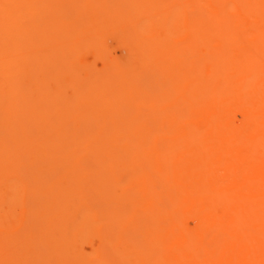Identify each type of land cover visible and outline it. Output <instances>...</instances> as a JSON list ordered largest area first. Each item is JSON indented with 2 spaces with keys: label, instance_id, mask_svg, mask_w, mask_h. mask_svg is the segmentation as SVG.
Wrapping results in <instances>:
<instances>
[{
  "label": "bare ground",
  "instance_id": "obj_1",
  "mask_svg": "<svg viewBox=\"0 0 264 264\" xmlns=\"http://www.w3.org/2000/svg\"><path fill=\"white\" fill-rule=\"evenodd\" d=\"M44 1L43 8L38 0H27L28 3L26 0H0L1 42L3 40L4 45L8 43L11 40L10 32L16 30L13 33L16 37L13 50L6 51L5 45L7 53L0 51V88L8 92L14 86L9 98L18 95L17 99H21V96L24 98L23 91L28 92L27 88H20L23 83L20 84L21 77L16 70L12 75L11 69L17 67L15 62L19 57L21 61L31 59L35 47V64L40 65L38 52L45 51V54L41 52L43 63H46L45 59L48 62L54 60L56 65L64 61L59 66H65L67 73L62 68L64 74L61 77L66 74L72 77L73 73L78 77H72L73 85L71 81L69 86L61 85L66 94L69 88L73 94L76 91L73 98L64 99L65 96H59L57 92L53 96L58 97V101L45 102L46 106L51 102L48 105L50 108L45 109L43 116L39 117L43 119L38 124L42 125L41 122L45 121L47 126L45 124L42 130L48 131V127L51 136V126L55 127L56 137V131L59 133L67 129V139H63L68 145H64L63 140L59 146L53 143L57 146L53 149V157L50 151L43 157L38 156L45 159L41 158L44 163L56 164L58 161L56 165L65 162L66 166L69 163L67 171H70L71 177L67 176L70 177L69 182H50L38 177L39 182L31 180L30 185L35 188L33 191L38 201L35 199L34 210L31 209L33 215L28 219V222L34 221L32 227L26 223L30 232L27 244L31 259L28 264H264V0H124V7L119 5L122 4L120 0H117L118 7L108 0H102L106 7L98 0H93L94 3L84 0L86 8L89 4L85 12L89 18H85L84 13V19L92 23L94 18L93 23L104 29L103 38L98 37L100 42L98 38V41L92 40L78 33L82 31L79 21V27L77 23H71L69 17L72 14H68V9L72 3L76 5V0ZM31 6H34L32 10ZM38 8L44 10L45 17H39ZM51 8L57 10L54 12ZM28 10L35 16H28ZM88 10L96 12L91 14L92 11ZM135 10L139 11L141 20L133 15ZM141 11L148 15L146 19L141 16ZM65 14L68 18L64 17ZM152 15L160 16L153 18ZM71 17L74 18V14ZM60 19L67 22V29L57 23ZM246 21L250 27L245 26ZM36 22L38 25H34ZM47 22L53 23L55 33H59L55 39L51 37L52 30ZM24 26V30L29 29L28 33L27 30L24 33ZM149 26L150 31L147 32ZM141 27L146 28L145 33H150L151 37L146 39ZM7 28L11 29L10 32ZM140 35L150 41L152 48L162 45V54L157 57L160 54L158 49L154 52L156 55L153 50L144 49V52L145 45L140 42L137 46ZM47 36L51 40L50 45ZM43 41L47 42L44 43L46 49L41 44ZM83 41L87 48L79 44ZM89 41H92V45ZM72 42L76 44V53L69 50L72 49L69 47ZM4 45H0V50ZM79 45L84 47V51ZM111 47L114 48L113 53ZM118 48H123L120 53L126 50L130 52L117 54ZM69 51L78 60L77 63L82 61L79 59L86 51L87 58L94 56L92 62L96 68L98 62L106 63V70H101V74L87 70L89 62L86 59V63L83 61L86 65L84 68L89 72L90 79L80 84L82 81L79 78H83L78 74H82L84 65H80V69L78 64V72L72 71L71 66L75 65L72 61L69 63ZM2 52L10 54V57L7 55L10 60L4 58ZM12 52L18 54L14 56ZM62 52L66 54L65 57ZM52 53L60 56L56 57L57 61L55 55L51 57ZM35 64L33 66L38 73L49 66L46 64L44 68L41 64L38 69ZM151 64L154 69H151ZM94 65L92 63L89 67ZM30 74L35 78V73ZM150 74H154V77ZM151 79L155 80L153 86H141L145 84L144 81L152 82ZM49 80L46 83L40 81L38 90L43 93L44 84L46 91ZM61 86L58 87L62 89ZM48 91L52 93L51 89ZM2 96L0 103L1 98L2 102L5 101L4 94ZM14 98L10 100L14 101ZM27 98L29 96L24 100ZM49 114L53 118L49 119ZM36 116L34 114L33 117ZM26 118L33 121L31 115ZM67 118L65 126L62 123ZM50 121L56 122L52 125ZM198 123L202 125L201 129H197ZM47 137L50 138L48 134ZM51 141L49 139V144ZM38 143L36 146L44 149L42 145L48 142L42 145ZM30 150L32 152L33 149ZM24 154L28 155L29 150L28 154ZM64 154H68L69 161L64 160L65 156L62 157L64 161L56 158L53 161L54 157ZM47 155L52 158L47 159ZM40 162L39 158L34 162L37 163L36 168H39ZM48 169L39 171L44 173ZM50 173L51 176L55 175L53 171ZM60 173L57 175L60 176ZM42 179L44 182H40ZM77 214L83 218L81 223L76 221ZM81 240V244L87 246L88 241H92L90 244L94 245L95 251L90 253L85 250L84 244L80 252L76 251L75 242L80 243Z\"/></svg>",
  "mask_w": 264,
  "mask_h": 264
},
{
  "label": "rangeland",
  "instance_id": "obj_2",
  "mask_svg": "<svg viewBox=\"0 0 264 264\" xmlns=\"http://www.w3.org/2000/svg\"><path fill=\"white\" fill-rule=\"evenodd\" d=\"M36 1V0H35ZM39 1V4H40V6L41 7H45V1L44 0H38ZM54 1V0H53ZM52 1V2H53ZM59 1V0H58ZM57 1V2H58ZM70 1H72L73 2V0H70ZM93 1V0H92ZM99 1V3L102 5L103 4V2L105 1H102V0H98ZM111 1V3L114 5V7H118L119 5L121 6V7H124V0H120L121 2H122V4H120L119 3V5L117 4V0H108V2H110ZM128 1V0H127ZM130 1V0H129ZM142 1V0H141ZM144 1V0H143ZM142 1V2H143ZM149 1V0H148ZM26 2H27V0H26ZM34 2V1H33ZM76 2V5H72L71 4V2H70V4L72 5H70L71 6V8H70V6H69V9H68V14L70 15V13L72 14V15H70V17L69 18H71L72 20L73 19H75V17L77 16V19H78V17H79V19L77 20V19H75L76 21H74L73 20V22H72V20H71V23H73V24H75V23H77L78 21H79V24H80V29L82 30L81 32H78V33H80V34H82V35H85V36H88V38L89 37H91L92 38V40H97V38L99 37V38H103V34H105V32H103L104 31V29H101V27L99 28V26H97V25H95V23H93V20H94V18H93V20H92V23H91V21H89L88 19H84V13L86 12V10L88 9V5H87V8H86V5H84V4H86L85 3V1L84 0H76V1H74V3ZM87 3L88 2H90V1H86ZM107 2V1H106ZM107 2V3H108ZM150 2V1H149ZM28 3V2H27ZM37 3V2H36ZM56 3V2H55ZM93 3H94V1H93ZM97 3V2H96ZM99 3H97V4H99ZM105 3V2H104ZM129 3V2H128ZM127 3V4H128ZM145 3V2H144ZM146 3H148V2H146ZM33 4V3H32ZM31 4V5H32ZM39 4H38V6H39ZM90 4H92V3H90ZM106 4V3H105ZM104 5V4H103ZM110 5V4H109ZM75 6V7H74ZM91 6V5H90ZM94 6H96V4H94ZM107 6V5H106ZM105 5H104V7H106ZM111 6V5H110ZM29 7V6H28ZM32 8L30 9V10H32L33 9V7L34 6H31ZM73 7H74V9H73ZM92 7V6H91ZM35 8H36V6H35ZM76 8V9H75ZM93 8V7H92ZM127 8V7H126ZM125 8V9H126ZM39 9V8H38ZM56 9V8H55ZM94 9V8H93ZM96 9V8H95ZM30 10H28L27 12L29 13V11ZM35 11H36V9H34ZM51 10H54L53 8H51ZM57 10V9H56ZM56 10H54V12L56 11ZM73 10V11H72ZM75 10V11H74ZM102 12L101 13H103V9H102V6H101V9H100ZM38 11V10H37ZM36 11V12H37ZM44 11V10H43ZM43 11L41 10V8L39 9V17H45V16H43ZM89 11V10H88ZM92 10H90L89 12H91ZM98 11V10H97ZM125 11V10H124ZM46 12V11H45ZM52 12V11H51ZM50 12V13H51ZM88 12V13H89ZM96 11H92L91 12V14H93V13H95ZM130 12V11H129ZM137 11L135 10V13H136ZM139 12V11H138ZM138 12H137V14H135L134 12V16H135V18L137 17V20L138 19H140L141 20V17H139V15H138ZM146 13H147V11H145ZM67 13V12H66ZM87 13V12H86ZM85 13V14H86ZM100 13V14H101ZM124 13V12H123ZM131 13V12H130ZM130 13H128L129 15H131L132 16V14H130ZM141 16L143 15V17H144V19H146L147 18V14H146V16H145V13L143 12V11H141ZM151 13V12H150ZM149 13V14H150ZM24 14H25V16H27V14H26V12L24 11ZM32 14L34 15V13L32 12ZM32 14H28V16H31L32 17ZM45 14V13H44ZM73 14H74V18L73 17H71V16H73ZM90 14V13H89ZM154 14V13H153ZM54 15V14H53ZM137 15V16H136ZM35 16V15H34ZM33 16V17H34ZM60 16H63V15H60ZM98 16V15H97ZM153 16V15H152ZM151 16V17H152ZM160 15H154L153 16V18H158ZM46 17H47V15H46ZM64 17H67V14H65V16ZM86 17H88L89 18V16L86 14L85 15V18ZM143 17H142V19H143ZM146 17V18H145ZM149 17H150V15H149ZM68 18V17H67ZM102 18V17H101ZM104 18V17H103ZM132 18V17H131ZM49 19H50V16H49ZM80 19H81V21H80ZM92 19V18H91ZM53 20V19H52ZM68 20V19H67ZM70 20V19H69ZM153 20V19H152ZM84 23H83V22ZM97 21V23H98V20H96ZM147 21V20H146ZM54 24L56 23V21H52ZM80 22H82L83 23V27L81 26L82 25V23H80ZM158 22H160L159 20H158ZM53 23H51V22H47V24L50 26V28H51V30H52V32H51V30L49 31V32H51V37L53 38V39H55V35H57V34H59V33H55V29H54V26L52 25ZM57 23H59V25L61 26V27H64V28H66L65 27V25H66V21H61V19H60V21H58ZM85 23H87L86 25H85ZM149 23V22H148ZM45 24V23H44ZM73 24L71 25V28L73 29ZM79 24L77 23L76 25L79 27ZM142 24H143V22H142ZM24 25V24H23ZM22 25V26H23ZM34 25H38V22H36V24H34ZM39 25H40V23H39ZM42 25H43V23H42ZM57 25V24H56ZM99 25V24H98ZM103 24H101V26H102ZM146 25V24H145ZM144 25V26H145ZM47 26V25H46ZM77 26H76V29L77 30H79L78 28H77ZM84 26H86V27H84ZM96 26H97V29H96ZM245 26L246 27H250V25H249V22L248 21H246L245 22ZM44 28H45V26H43ZM48 27V26H47ZM146 27H148V25H146ZM1 28V27H0ZM3 28V27H2ZM24 28H25V26L22 28L23 30H24ZM63 28V29H64ZM75 28V27H74ZM102 28H104V27H102ZM142 28L143 27H141V30H142ZM8 29V28H7ZM19 29H21V27L19 28ZM18 29V30H19ZM33 29H34V27L32 28V31H33ZM37 29V28H36ZM49 29V28H48ZM67 29V28H66ZM83 29L85 30L84 32H83ZM134 29V28H133ZM146 28H143V31L145 30ZM1 30V29H0ZM9 30V29H8ZM11 30V29H10ZM10 30H9V32H10ZM25 30H27V29H25ZM25 30H24V33H25ZM38 30H40V29H38ZM44 30H46V29H44ZM43 30V31H44ZM4 31V30H3ZM15 32H16V30H14ZM14 31L13 32H10V37H11V40L8 42V43H5V45L7 46V48H6V46L3 44L4 43V41L2 40V42H1V35H0V42H1V44L2 45H4L3 47H2V49L0 50V51H2L3 50V52H6V51H9L10 50V52H11V50H13V46H12V44H15L16 43V40H15V38L16 37H14L13 36V33H14ZM21 31V30H20ZM28 31H29V29L27 30V33H28ZM41 31V30H40ZM43 31H42V34H43ZM64 31V30H63ZM80 31V30H79ZM133 31V30H132ZM142 31V32H143ZM146 31L148 32V31H150V26H149V28H147L146 29ZM46 32H48L47 30H46ZM62 32V31H61ZM134 32V31H133ZM21 33V32H20ZM23 33V32H22ZM30 33V32H29ZM63 33V32H62ZM65 33V32H64ZM66 33H67V35H69L68 34V32L66 31ZM136 33V32H135ZM143 33H145V31L143 32ZM143 33H142V35H143ZM5 34V33H4ZM8 34V33H7ZM18 34V33H17ZM42 34H38V35H42ZM49 34V33H48ZM47 34V35H48ZM61 34V33H60ZM129 34V33H128ZM146 34V33H145ZM149 34L150 33H148V35L146 34L145 35V38L146 39H148L147 37H151V36H149ZM6 35V34H5ZM15 35V34H14ZM34 35H36V34H34ZM81 35V36H82ZM131 35V34H130ZM16 36H18V35H16ZM20 36V35H19ZM50 36V35H49ZM64 36V35H63ZM6 37V36H5ZM21 37V36H20ZM23 37V36H22ZM26 38H27V36H25ZM29 37H30V35H29ZM35 37V36H34ZM42 36H40V38H41ZM45 37V36H44ZM56 37H58V36H56ZM68 37V36H67ZM135 37V36H134ZM37 38V37H36ZM36 38H33L34 40L36 39ZM39 38V37H38ZM43 38V37H42ZM41 38V39H42ZM47 38H48V36H47ZM59 38V37H58ZM66 38V37H65ZM84 38V37H83ZM96 38V39H95ZM98 38V39H99ZM144 37L142 38V36L140 35V37H138V40H137V46H138V43L140 42L141 43V45H145L144 47H143V51H144V49L146 50L147 49V51H150V50H153V53L155 52V50L156 49H158L159 50V52H160V54L158 53V51H156L157 53H158V55H157V57H159L161 54H162V52H163V47L162 48H160L161 46H158V45H156V47H150V41H148V40H146ZM4 39V38H3ZM22 39V38H21ZM49 40L47 41V42H49V45H50V38H48ZM52 39V40H53ZM81 39V38H80ZM80 39H79V41H80ZM18 40H20L19 38H18ZM24 40V39H23ZM22 40V41H23ZM27 40V39H26ZM37 40V39H36ZM61 40V39H60ZM84 40V39H83ZM91 40V39H90ZM14 41V42H13ZM30 41V40H29ZM39 41V40H38ZM55 41V40H54ZM66 41V40H65ZM98 41V40H97ZM101 40L99 39V41L98 42H100ZM147 41V42H146ZM25 42V41H24ZM35 42V41H34ZM33 41H32V43H34ZM37 42V41H36ZM46 42V41H45ZM44 41L41 43V44H43V48H45L46 49V44H47V42H46V44H44L45 43ZM62 42V41H61ZM67 42H69L68 40H67ZM66 42V43H67ZM90 42V41H89ZM92 42V41H91ZM90 42V43H91ZM136 42V41H135ZM17 43H19V42H17ZM27 43V42H26ZM29 43V42H28ZM52 44L54 43V42H51ZM57 43V42H56ZM59 43V42H58ZM94 43V42H93ZM0 44V45H1ZM8 44V45H7ZM20 44V43H19ZM29 44H31V43H29ZM39 44V43H38ZM40 44V45H41ZM62 44V43H61ZM60 44V45H61ZM79 44L80 45H84V47H86L87 48V46L84 44V41L81 43V42H79ZM97 44V43H96ZM111 44H113V43H111ZM147 44H149V47H147ZM18 45V44H17ZM27 45V44H26ZM54 45V44H53ZM76 45V44H75ZM74 44H73V42H72V45H70L69 47L70 48H72V49H69V50H72L71 52L73 53V51L76 49V46H75ZM79 45V47H81ZM91 45H92V43H91ZM20 46V45H19ZM18 46V47H19ZM22 46V45H21ZM48 46V45H47ZM52 46V45H51ZM57 46H58V44H57ZM64 46V45H63ZM98 46V45H97ZM96 46V47H97ZM112 47H114V44L113 45H111ZM132 46H133V44H132ZM4 47L7 49L6 51H5V49H4ZM26 47V46H25ZM30 47V46H29ZM38 47V46H37ZM59 47H62V46H59ZM68 47V48H69ZM84 47H81L82 48V50L84 49ZM105 47V46H104ZM103 47V48H104ZM112 47L110 48L111 49V51L114 49H112ZM140 47V46H139ZM15 48V47H14ZM20 48V47H19ZM23 48V47H22ZM58 48V47H57ZM63 48V47H62ZM92 48H95V47H92ZM132 48V47H131ZM136 48V51H137V47H135ZM134 48V49H135ZM29 49V48H28ZM33 49V48H32ZM35 49H36V47H35ZM35 49H33L32 50V52L31 51H29V52H31L32 54H31V59H28V61L29 60H33L32 62L31 61H29L30 62V65H29V62L27 61V60H22L21 61V59H19L18 58V61L16 60V62H15V60L13 61V62H15V64H16V66L17 67H13L12 69H11V74L13 75L14 73H15V70H16V74H18V76L19 77H21V78H19V80L21 81L20 82V84H21V86H20V88H23V89H26L27 88V90H28V92H29V95L27 94L28 92L27 91H23V97L24 98H22V96H21V99H20V97H19V99H17V96H16V98H14L15 96H13V97H8L9 96V94H11L13 91L12 90H14L13 89V87L14 86H11V91H8L7 92V89H5V90H3L2 88H0V90H1V92H0V96L1 97H3L2 95L4 94V100L5 101H7L8 100V102H2L3 101V98H1V103H0V112L2 113V114H0V178L2 177V179H0V180H2V182L0 181V264H28V263H30V261H28V260H30L31 259V254H30V250L28 249L29 248V245L27 244L28 243V236H30L29 234H30V232L28 231V227L27 226H29V225H31V227H32V225H33V222H28V219H30V216L31 215H33V213H32V211L34 210V209H32V206H33V204L35 205V203H36V201H38V199L37 198H35V197H38V196H36V192L35 191H33L35 188H32V185H30V183L32 182V181H34V182H39L38 181V178H45L46 180L48 179L50 182H69V180H68V178H70L71 177V175H70V171H67V169L69 170V163H68V159H67V157H68V154H64V155H60V156H58V157H54L52 160L55 162L56 161V159H62V160H59L60 162L61 161H66V160H68L67 161V163H68V165L66 166L64 163H60L59 165H56V164H58L59 162L57 161V163L56 164H54V163H51V162H47V163H44V161H45V159H43L42 157L43 156H45L44 154H47L49 151V153H50V155H52L53 154V149H55L57 146L56 145H53V143H55V144H58V146H59V143H61L62 142V140H63V144L64 145H68V144H66V140H65V143H64V139L63 138H65V139H67V137H66V131L65 130H67V129H62V131H60L59 133L56 131V135L59 137V139H58V137H56L55 136V131H54V128H53V126H51L50 128L52 129V131H51V134H53L52 136L50 135V132H49V128L47 127V129L46 130H48V131H46V132H44V130H42V129H44V127H46L47 126V124L45 123V121L44 122H41L42 123V125L41 124H38V122H40V121H42V119L41 118H39L40 116H43V113L45 112L44 110L45 109H47L48 110V108H50L48 105L51 103H48V105L46 106V104H45V102H47V101H53V100H57L58 101V97L56 98V97H54L53 95H55V94H57V92L59 93L58 95L59 96H61V95H63V96H65L64 97V99L66 98V99H68V100H70V98L72 99L73 98V96H74V94H75V92H74V94H73V90H71L70 88L69 89H67V94H66V90L61 86L62 85V83H64V86L65 85H68L69 86V84H70V81H71V84H72V81L74 80L72 77H74V76H76V75H74V73H73V76L72 77H70L68 74H66L67 72L65 71V66H63L62 68H63V70L66 72L65 74L67 75H64L63 77H61L63 74H64V72H62L63 70H61L62 68H60V66L59 65H61L62 66V63L64 62H62L61 61V63H57L58 65H56L55 63H53V61L52 62H48V60H46L45 59V61H46V63L44 64L43 63V58H44V56H43V54L42 53H44L45 51H41V52H38V56H40L41 57V59L38 61V63L40 62V65L42 64L43 66H44V68H46V64L47 65H49V66H47V68L46 69H44L43 71H41V73L39 74L38 73V70L37 69H35V67L33 66V63L35 64L36 63V58H35V54H37L36 53V51H35ZM39 49V48H38ZM48 49H49V46H48ZM52 49V48H51ZM50 49V50H51ZM54 49H56V47H54ZM59 49V48H58ZM64 49V48H63ZM62 49V50H63ZM96 49V48H95ZM115 49H116V46H115ZM123 49V48H122ZM122 49H119L118 48V50H117V54H122L123 53V55L125 54V52L127 51H123V52H119V51H122ZM129 49V48H128ZM139 49H141V48H139ZM27 50V49H26ZM31 50V49H30ZM61 50V49H60ZM81 50V49H80ZM107 50V49H106ZM105 49H104V51H106ZM109 50V49H108ZM15 51H17V50H15ZM14 51V52H15ZM19 51V50H18ZM22 51V53H23V50H21ZM46 51H48V50H46ZM58 50H56V52H57ZM76 51L77 50H75V53H76ZM84 51V50H83ZM89 51V50H88ZM96 51V50H95ZM1 53V54H3V56H4V58H6V59H8L7 58V55H9L8 57H10V54H5V53ZM28 52V51H27ZM28 52V53H29ZM51 52V51H50ZM53 52V51H52ZM65 52V51H64ZM64 52H62V55H63V57H65V53ZM71 52L69 51V54L67 55V58L69 57V63L72 61V62H74V65H75V67L74 66H71V67H73L72 68V71H76L77 69H79V67H80V65H84V66H82L83 68L86 66L85 65V63H86V61L88 60V62H89V64H87V70H91V72H94V73H96V74H101V73H103L101 70H106V63L105 64H103V63H100V62H98V64H97V68H96V64L94 65V61L92 62V59H94V56H91L90 58H87V52L85 51V54H86V56H85V54L83 53V56L81 55V57H83V58H81L80 57V61L81 62H78L77 63V59L75 58V56L73 57L72 55H71ZM90 52V51H89ZM116 52V51H115ZM128 52H130V51H127V53ZM132 52H134V51H132ZM138 52V51H137ZM137 52H135V53H137ZM145 52V51H144ZM7 53V52H6ZM13 53V52H12ZM21 53V52H20ZM21 53V54H22ZM35 53V54H34ZM53 53H55V51L53 52ZM52 53V55H51V57L53 56V55H55V54H53ZM80 53V52H79ZM94 53V52H93ZM105 53V52H104ZM112 53H113V51H112ZM126 53V54H127ZM18 54V53H17ZM17 54H15V55H17ZM45 54V53H44ZM57 54H58V52H57ZM94 54H96V53H94ZM138 54V53H137ZM141 54V53H140ZM145 54V53H144ZM155 55H156V53H154ZM13 55H14V53H13ZM12 55V56H13ZM14 55V56H15ZM26 55V54H25ZM80 55V54H79ZM91 55V54H90ZM97 55H99V57H100V59H101V56H100V54L99 53H97ZM1 56V55H0ZM13 56V57H14ZM19 56V55H18ZM17 56V57H18ZM21 56V55H20ZM23 56V55H22ZM46 56V55H45ZM134 56V55H133ZM151 56V55H150ZM47 57V56H46ZM50 56H49V58L48 59H50L51 58ZM56 57H57V55H55V60H56ZM58 57H60V56H58ZM57 57V58H58ZM144 57V56H143ZM12 58V57H11ZM67 58H65V59H67ZM96 58V57H95ZM126 58V57H125ZM135 58V57H134ZM141 58H142V56H141ZM140 58V59H141ZM151 58V57H150ZM150 58H149V60H150ZM14 59H16V58H14ZM23 59V58H22ZM61 59V58H60ZM64 59V58H63ZM84 59V60H83ZM87 59V60H86ZM131 59V58H130ZM137 59V58H136ZM152 59V58H151ZM8 60H10V59H8ZM13 60V59H12ZM12 60L10 61V63L12 62ZM95 60V59H94ZM99 60V59H98ZM135 60V59H134ZM156 60V59H155ZM3 61V60H2ZM1 61V62H2ZM57 61V60H56ZM85 63H84V62ZM151 62H153L154 60L152 59V60H150ZM4 62V61H3ZM5 62H7V61H5ZM71 62V63H72ZM83 62V63H82ZM93 63V67L92 66H90L89 67V65L90 64H92ZM129 62H130V60H129ZM147 63H148V61H146ZM155 62V61H154ZM153 62V63H154ZM18 63V64H17ZM32 63V64H31ZM65 63V62H64ZM63 63V64H64ZM82 63V64H81ZM53 64V65H52ZM78 64H79V67L76 69V67L78 66ZM7 65H8V62H7ZM39 64L37 65V64H35V66H40ZM41 65V66H42ZM66 65V64H65ZM69 65V64H68ZM106 65V66H105ZM58 66V67H57ZM151 66V69L153 68V65L151 64L150 65ZM30 67H32V70H30ZM55 67V68H54ZM82 67H80V69H82ZM6 68H8V67H6ZM20 68V69H19ZM57 68V69H56ZM102 68V69H101ZM38 69H39V67H38ZM85 68L84 69H82L81 71H82V74L80 75V73L78 74L79 75V77L81 76V78H83V79H80L79 78V80H81L82 82H80V84H82L83 85V83H84V81L86 82L88 79H90L89 78V75H88V73L89 72H87V70H86ZM154 69V68H153ZM3 70V69H2ZM4 70H5V68H4ZM3 70V71H4ZM42 70V69H41ZM58 70H60V71H58ZM70 70V69H69ZM68 70V71H69ZM86 70V71H85ZM22 71V72H21ZM32 71V72H31ZM80 71V72H81ZM156 71V70H155ZM0 72H2V71H0ZM55 72H56V74H55ZM76 72H78V70L76 71ZM148 72V71H147ZM151 72V71H150ZM30 73H35L34 75H35V78L33 77V75H31ZM60 73V74H59ZM69 73V72H68ZM144 73H146V72H144ZM158 73V72H157ZM6 74V73H5ZM8 74V73H7ZM7 74H6V76H7ZM10 74V73H9ZM15 74V75H16ZM26 74V75H25ZM30 74V75H29ZM50 74V75H49ZM15 75H14V77H15ZM20 75H22V76H20ZM71 75V74H70ZM83 75V76H82ZM87 75V76H86ZM142 75H143V73H142ZM146 75V74H145ZM145 75H143V76H145ZM159 75V74H158ZM2 76V75H1ZM17 76V75H16ZM25 76V77H24ZM30 76V77H29ZM48 76V78H50V80L47 78L46 79V77ZM49 76H51V77H49ZM150 76H151V74H150ZM153 77H154V74L152 75ZM151 76V77H152ZM8 77V76H7ZM11 77V76H10ZM10 77H8L9 79H11ZM36 77H38V80L36 79ZM57 79V81H55V78ZM77 77V76H76ZM156 77L158 78V76L156 75ZM24 78V79H23ZM53 80H52V79ZM64 80H63V79ZM147 78V77H146ZM145 78V79H146ZM7 79V78H6ZM22 79H23V81H22ZM44 79V80H43ZM49 80V82H47V83H49V85H48V89H51V91H52V93L50 92L49 93V91H48V89L46 88V91L44 90L45 88H43L45 85L43 84V87H42V89H43V93H42V91H40V90H38V89H40V81H42V82H44L45 81V83H46V80ZM77 79H78V77H77ZM76 79V82L78 81ZM15 80H16V78H15ZM19 80H16V81H19ZM149 80V79H148ZM154 80V79H153ZM152 79H151V81L152 82H149V81H144L145 82V84L144 85H141L142 87H144V86H153L154 85V81H153ZM2 81V80H1ZM89 81V80H88ZM9 82H11L10 80H9ZM41 82V83H42ZM58 84H56V83ZM75 82V81H74ZM143 82V81H142ZM142 82H140V83H142ZM12 83V82H11ZM79 83V82H78ZM15 84H16V82H15ZM19 84V83H18ZM10 85H12V84H10ZM23 85V86H22ZM73 85V84H72ZM58 86H61L62 87V89H63V91H61L62 89L60 88V87H58ZM80 86V85H79ZM3 87V86H2ZM16 87H19V86H16ZM15 87V88H16ZM30 89H29V88ZM46 87H47V84H46ZM74 87L76 88V86L74 85ZM73 87V88H74ZM59 88V89H58ZM66 88V87H65ZM68 88V87H67ZM72 88V89H73ZM145 88V87H144ZM149 88V87H148ZM152 88V87H151ZM10 89V88H9ZM41 89V90H42ZM61 89V90H60ZM37 90V91H36ZM17 91V90H16ZM16 91H15V93H16ZM5 92H7V93H5ZM24 92H26V93H24ZM36 92V93H35ZM15 93L13 94V95H15ZM22 93V92H21ZM40 93H42V95H40ZM49 93V94H48ZM39 96H38V95ZM44 94V95H43ZM48 94V95H47ZM21 95V94H20ZM27 95V96H26ZM50 95V97H48ZM10 96H12V94L10 95ZM29 96V98H27L26 99V101L28 100V101H30L29 99H31V101H33V102H31L30 101V103H32V105H30V103L27 101V103H26V105H24L25 103L24 102H26L24 99H25V97H28ZM31 96H33V97H31ZM57 96V95H56ZM31 97V98H30ZM14 98V101L13 100H10V99H13ZM53 98V99H52ZM61 98V97H60ZM16 99H17V101L19 100V101H22V100H24V102H17L16 101ZM45 100V101H44ZM67 100V101H68ZM10 101H13L14 103H11ZM10 102V103H9ZM60 102V101H59ZM62 103H64L63 101H61ZM60 102V103H61ZM54 103H55V101H54ZM2 104V105H1ZM3 104H5V106L3 105ZM10 104H12L10 107H8ZM16 104V105H15ZM29 104V105H28ZM63 105H66V103L65 104H63ZM68 105V104H67ZM12 106H13V108H12ZM25 106H27V107H25ZM32 106V108H29V107H31ZM51 107H52V105H50ZM57 106V105H56ZM6 107V108H5ZM15 107V108H14ZM18 107V108H17ZM41 107V108H40ZM46 107V108H45ZM54 107V106H53ZM52 107V108H53ZM61 107V106H60ZM59 107V108H60ZM64 107V106H63ZM3 108V109H2ZM22 108H24V110H22ZM28 109V110H31V111H28L27 110V114H25L26 113V109ZM14 109H16V110H14ZM18 109V110H17ZM43 109V110H42ZM56 110V108H53V110ZM66 109V108H65ZM68 109V108H67ZM10 110L11 111H13V112H10ZM60 110H62L61 108H60ZM5 111L6 113H3V112ZM24 111V112H23ZM59 111V110H58ZM63 111V110H62ZM29 112H32V114L31 113H29ZM35 112V113H34ZM16 113H17V116H16ZM36 113H39L38 115L36 114ZM54 113V112H53ZM57 113V112H56ZM55 113V115H57ZM61 113V115L64 117V114L62 113V112H60ZM65 113V112H64ZM12 114V115H11ZM25 114V115H24ZM29 114V115H28ZM34 114H35V116H36V118L35 117H33L34 116ZM41 114V115H40ZM31 115V118H32V122H31V120H30V118L28 119V118H26V116H30ZM46 115V114H45ZM53 115V114H52ZM54 115V116H55ZM22 116H25V118H23ZM48 117L50 116V114L49 115H47ZM17 117H18V119H17ZM40 119V120H37L38 118ZM46 117V116H45ZM61 117V116H60ZM21 118V119H20ZM51 118H53V117H51ZM50 117H49V119H51ZM22 119H27V120H29V122L27 121V120H25V121H23ZM23 121V123L21 122V121ZM37 120V121H36ZM62 120H63V118H62ZM62 120H61V122H62ZM67 120H68V118L67 119H64V121L65 122H63L62 124L63 125H65V126H67ZM52 121H53V119H52ZM52 121H50V122H52ZM47 122V121H46ZM56 122V121H55ZM55 122H52V125L53 124H55ZM48 123H49V121H48ZM58 123V122H57ZM31 124V125H30ZM36 124H37V126H36ZM45 124H46V126H45ZM57 125H59L60 126V124H57ZM20 126H21V128H20ZM30 126L31 127H33V128H31V130H30ZM43 126V127H42ZM50 126V125H49ZM56 126V125H55ZM37 129H36V128ZM57 127V126H56ZM62 127V126H61ZM27 128H29V129H27ZM58 128V127H57ZM202 128V125L201 124H197V129H201ZM33 129V130H32ZM39 129V130H38ZM58 129H60V128H58ZM129 129V128H128ZM23 130V131H22ZM28 130H30V132H28L27 134H26V132L28 131ZM42 130V131H41ZM18 131H21V132H19L18 133ZM59 131V130H58ZM49 132V133H48ZM21 133V134H20ZM30 133V136L28 135ZM19 134V135H18ZM47 134H48V136H50V138L49 137H47ZM22 135V136H21ZM40 135V136H39ZM31 136H33V137H31ZM39 136V137H38ZM55 136V137H54ZM26 139H25V138ZM37 137H38V139H37ZM40 138V139H39ZM36 139V141H38L39 142V140H42L41 142H36V141H32V140H35ZM43 139H48V141H44ZM49 139H50V141H51V144H49L50 142H49ZM20 140V142L18 143V141ZM54 140V141H53ZM44 141V142H43ZM58 143H57V142ZM61 141V142H60ZM22 142V143H21ZM35 142V143H34ZM47 143V145H42L43 143ZM21 143V144H20ZM27 143V144H26ZM37 143H38V145H42L43 146V148L44 149H41L42 147H40L39 148V146H36L37 145ZM27 145V146H26ZM31 146V148L33 149L32 150V152H31V148H29ZM34 146V147H33ZM49 146H52V147H49ZM61 146V145H60ZM37 147V148H36ZM46 147V148H45ZM23 148V149H22ZM25 148H28V149H25ZM39 148V149H38ZM62 148V147H61ZM34 149L36 150V151H34ZM21 150H24V151H21ZM28 150H29V154H28ZM43 150V151H42ZM65 150V149H64ZM27 151V152H26ZM61 151V150H60ZM67 151V150H66ZM59 152V151H58ZM68 152V151H67ZM24 153H27L28 155H25ZM36 153H37V155H36ZM65 153V152H64ZM38 154L40 155V156H42L41 158L44 160H42L39 156H38ZM55 154V153H54ZM61 154H62V152H61ZM34 155V156H33ZM26 156H28V157H26ZM48 156V155H47ZM57 156V155H56ZM63 156H65V158L63 157ZM30 157V158H29ZM51 157V156H50ZM49 156L47 157V159H49L50 158ZM52 157H53V155H52ZM51 157V158H52ZM64 158V160H63V158ZM27 159V161H28V163H26L27 161H25L26 159ZM29 158V159H28ZM32 158V160L34 161L35 159V161H37L38 160V158L40 159V163H38L39 165V168L37 167H35L36 165H37V163L35 164L32 160H30ZM56 158V159H55ZM24 159V160H23ZM47 159H46V161H47ZM30 161V162H29ZM31 161L33 162V163H31ZM26 164H25V163ZM23 163L25 164V165H23ZM42 163V165H40ZM45 164V167L43 166ZM28 165V166H27ZM30 165V166H29ZM31 165L33 166V167H35V168H31ZM62 165V166H61ZM52 166V167H51ZM55 166V168H53ZM56 166L58 167L57 169H56ZM61 166V167H60ZM22 167H24L23 169H22ZM68 167V168H67ZM26 168H27V171H25L26 170ZM45 168H49L47 171H49L48 173H46L47 171H45L44 173H41L39 170H41V169H45ZM20 170V171H19ZM57 170H59V172L57 171ZM37 171H38V173H37ZM53 171V173L55 174L54 176L52 175L51 176V173L50 172H52ZM18 172V173H17ZM33 172H34V174H33ZM57 172V173H56ZM61 172V173H60ZM35 173H37V174H35ZM59 173H60V176H58L59 175ZM58 174V175H57ZM27 175V176H26ZM70 176V177H67V176ZM43 176V177H42ZM45 176V177H44ZM56 176L57 177H59V178H56ZM26 177V178H25ZM38 177V178H37ZM28 178L30 179V180H28ZM8 181H6V180ZM41 180L40 182H44V180ZM3 180H5V181H3ZM32 180V181H31ZM71 180V179H70ZM25 182V183H24ZM26 182H28V183H26ZM46 182V181H45ZM27 185H29V186H31V187H29V186H27ZM35 187V186H34ZM31 190V191H30ZM53 190V189H52ZM51 190V193L53 192V191H55V190H53L52 191ZM57 191V190H56ZM33 192H35V193H33ZM54 193V192H53ZM52 193V194H53ZM55 194H57V192L55 193ZM53 196V195H52ZM55 197L57 196V195H54ZM31 199H33V201H31ZM35 199H36V201H35ZM57 199V198H56ZM54 200H55V198H54ZM25 201V202H24ZM50 201V200H49ZM49 201H47V202H49ZM51 202V201H50ZM27 204V205H26ZM28 205H31V207L30 206H28ZM28 207H30V208H28ZM35 208V207H34ZM30 211H28V210ZM31 209H32V211H31ZM28 211V212H27ZM30 214V215H29ZM81 215H78L77 214V223H81L82 221H83V218H82V216L80 217ZM79 218V219H78ZM82 218V219H81ZM25 219H26V222H25ZM31 220H33V219H31ZM81 220V221H80ZM23 221H24V223H23ZM26 223L28 224L29 223V225H26ZM23 225V226H22ZM26 226V227H25ZM26 229V232L24 233V229ZM29 229H30V227H29ZM32 229V228H31ZM18 230L20 231L19 233H18ZM28 231V232H27ZM22 232V233H21ZM24 233V234H23ZM23 234V235H22ZM26 234H28V235H26ZM16 235V236H15ZM20 235V236H19ZM18 236V237H17ZM22 236H23V238H22ZM15 237V238H14ZM24 237H25V239H24ZM27 237V238H26ZM19 240H20V242H19ZM22 240V241H21ZM89 240V239H88ZM87 240V241H88ZM83 241H84V239H83ZM82 240L80 241V243H78V242H75L76 243V247H74V249L76 250V251H81V249H83V247H82V245L84 244H81L82 242H83ZM86 241V240H85ZM14 242H16V245H15V243ZM24 242V243H23ZM88 242H92V241H88ZM87 242V243H88ZM13 243V244H12ZM90 243H88L89 244V246H87V245H85L84 246V249L85 250H87V251H89L90 253L91 252H94L95 251V249H93V248H95L94 247V245H91ZM26 245H28V246H26ZM91 247H92V249H91ZM84 251V250H83ZM82 251V252H83ZM87 254V253H86ZM33 258V257H32ZM32 261H33V259H32Z\"/></svg>",
  "mask_w": 264,
  "mask_h": 264
}]
</instances>
